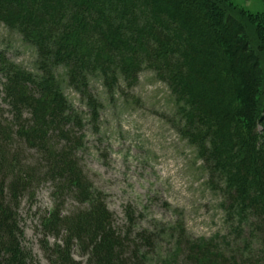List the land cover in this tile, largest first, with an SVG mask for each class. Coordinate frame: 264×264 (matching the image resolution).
Returning <instances> with one entry per match:
<instances>
[{"label": "trees", "instance_id": "trees-1", "mask_svg": "<svg viewBox=\"0 0 264 264\" xmlns=\"http://www.w3.org/2000/svg\"><path fill=\"white\" fill-rule=\"evenodd\" d=\"M0 22L37 51L35 71L0 51V264H35L19 210L47 185L54 202L39 210V242L51 264H264V58L241 17L218 0H0ZM144 69L171 90L178 130L225 213L226 230L209 237L176 224L166 252L159 235L116 224L63 89L78 91L96 121L90 78L113 92Z\"/></svg>", "mask_w": 264, "mask_h": 264}, {"label": "rangeland", "instance_id": "rangeland-1", "mask_svg": "<svg viewBox=\"0 0 264 264\" xmlns=\"http://www.w3.org/2000/svg\"><path fill=\"white\" fill-rule=\"evenodd\" d=\"M218 1L242 18L252 45L264 58L263 40L256 31L264 17L263 0ZM0 51L18 66L35 71L36 48L1 22ZM63 89L84 119L80 155L86 170L106 194L120 228L131 224L159 235L161 252L173 248L167 232L178 223L196 238L226 230L223 197L210 183L196 148L179 132L176 101L155 72L144 69L133 87L120 81L113 92L99 75L92 76L89 89L101 104L96 121L78 91L66 83ZM2 94L0 85V103L4 104ZM53 202L47 185L37 192L34 204L24 201L19 210L22 244L31 251L35 264H51L40 247L39 210L51 209ZM74 256L85 260L78 252Z\"/></svg>", "mask_w": 264, "mask_h": 264}]
</instances>
